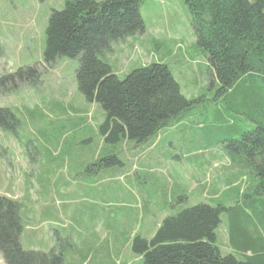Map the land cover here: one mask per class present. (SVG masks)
<instances>
[{"label": "trees", "instance_id": "16d2710c", "mask_svg": "<svg viewBox=\"0 0 264 264\" xmlns=\"http://www.w3.org/2000/svg\"><path fill=\"white\" fill-rule=\"evenodd\" d=\"M143 2L66 0L63 9L53 10L50 15L44 62L53 65L59 57L77 59L78 90L87 102L98 103L104 111L103 120L92 127L96 140L87 169L101 168L100 173L112 171V176L117 178V165L127 169L128 161L130 170L143 171L148 178L152 174V179L164 183L165 200L160 208L169 210L166 192L170 182L162 172L167 159L158 157L161 170L158 176L156 163L145 156L163 131L185 118L193 100L183 94L170 67L162 61L136 67L120 77L109 60L119 45L147 31L141 12ZM183 2L191 17L196 44L207 57L211 79L219 85V96L228 109L241 106L245 121L253 123L254 127L242 130L234 115L229 114L224 128H214L215 131L226 130L217 151L207 156V150H202L212 143L208 135L211 132L198 147L187 150L185 156L195 164L192 170L193 178L199 182L197 187L205 189L200 176L213 161L220 159H226L237 171L228 182L235 187L220 190L213 185L208 189V202L181 207L165 216L149 238L136 234L132 250L140 256L138 264H264V0ZM39 71V64H35L2 74L0 94L16 86L7 89L8 81L16 83L35 76L37 83ZM235 109L232 111L236 112ZM29 112L32 116L33 111ZM7 113L15 118L13 108H0L1 129L6 127L1 118ZM145 142L147 147L139 148ZM125 143L131 147L121 148ZM124 149L133 153L126 154ZM107 165L112 166L105 168ZM30 183L33 186V182ZM42 189L49 201L51 186ZM26 195L18 199L0 193V254L6 264H75L67 260L72 252H79L85 262L100 253L101 249L90 247L87 240L82 239L80 247L76 244L73 234L62 226L63 215L54 205L42 212L44 222L54 227L49 231L41 229V222L35 220L41 207L36 210L37 205L31 200L33 194L28 191ZM149 203L154 208L157 205L147 200L145 208ZM51 204H55V199ZM223 212L229 213L230 242L242 258L234 253L223 254L220 249L217 230ZM95 217L99 220L98 215ZM109 219L116 220L114 216ZM79 231L76 233L83 235ZM109 231L117 244L118 236H113L115 230ZM52 233L56 241L64 240L62 246L53 245ZM92 234L95 236L93 230ZM95 245L97 247V243ZM107 245L108 241L104 253L109 252Z\"/></svg>", "mask_w": 264, "mask_h": 264}, {"label": "rangeland", "instance_id": "374dc122", "mask_svg": "<svg viewBox=\"0 0 264 264\" xmlns=\"http://www.w3.org/2000/svg\"><path fill=\"white\" fill-rule=\"evenodd\" d=\"M65 1L0 0V76L27 65L39 64L40 70L37 83L35 76L24 77L26 81L16 83L8 81L7 89L16 86L0 94V108H13L15 114V118L9 113L1 118L6 127L0 128V193L21 199L26 198L29 191L36 210L41 207L35 219L41 222V229L49 231L54 227L44 222L42 214L44 209L54 205L63 215L62 226L73 234L77 245L84 239L90 247L101 249L100 256L91 257L88 262L79 252H72L67 257L70 263L138 264L140 256L132 250L136 234L149 238L165 216L201 201L208 202V189L213 185L220 190L235 187L228 182L237 171L226 159L213 161L199 178L200 183L206 185L205 189L197 187L199 182L193 178L192 170L195 164L185 156L187 150L198 147L211 132L208 135L212 143L202 150H207V156L217 151L226 130L215 131L214 128H224L229 114L234 115L242 130L254 124L245 121L241 106H234L237 109L234 112L235 108L228 109L219 96V85L211 79L207 57L196 44L191 17L183 0H144L141 12L147 31L119 45L109 60L120 77L136 67L162 61L170 67L183 94L193 100L185 118L163 131L145 156L156 163V174L161 171L158 157L167 159L162 172L170 182L166 192L169 210L160 208L165 200L164 183L152 179V174L148 178L143 171L130 170L128 161L127 169L117 165V178L112 176V171L100 173L101 168L87 169L96 140L92 127L100 124L104 111L98 103L87 102L78 90L77 59L59 57L53 65L44 62L50 15L53 10L63 9ZM29 110L33 111L32 116ZM146 143L139 148L147 147ZM129 146L125 143L121 148ZM124 152L133 153L127 149ZM49 185L52 191L47 201L48 195L42 188ZM53 199L55 204H51ZM145 200H153L157 207L149 203L145 208ZM28 205L31 206L30 202ZM156 208L160 209L154 212ZM96 215L99 220H95ZM111 216L116 220H110ZM221 218L217 234L222 253H234L242 258L230 242L229 213L223 212ZM92 230L95 236L91 235ZM109 230H115L113 236H118L117 244ZM52 237L53 245L64 244L62 239L56 241L53 233ZM106 241L108 253L103 252ZM0 264H5L2 255Z\"/></svg>", "mask_w": 264, "mask_h": 264}]
</instances>
